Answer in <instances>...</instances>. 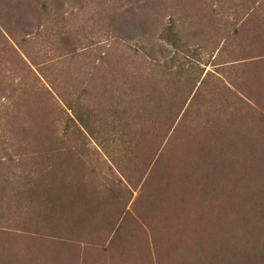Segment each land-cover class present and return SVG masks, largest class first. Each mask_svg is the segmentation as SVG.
<instances>
[{
  "label": "rangeland",
  "instance_id": "rangeland-1",
  "mask_svg": "<svg viewBox=\"0 0 264 264\" xmlns=\"http://www.w3.org/2000/svg\"><path fill=\"white\" fill-rule=\"evenodd\" d=\"M0 264H264V0H0Z\"/></svg>",
  "mask_w": 264,
  "mask_h": 264
}]
</instances>
